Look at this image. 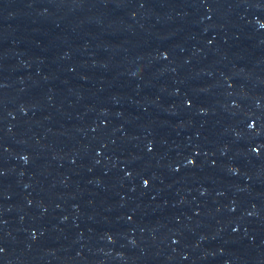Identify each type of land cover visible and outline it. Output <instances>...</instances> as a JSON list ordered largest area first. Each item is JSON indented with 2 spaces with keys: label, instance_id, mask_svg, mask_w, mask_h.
I'll list each match as a JSON object with an SVG mask.
<instances>
[{
  "label": "water",
  "instance_id": "95a60500",
  "mask_svg": "<svg viewBox=\"0 0 264 264\" xmlns=\"http://www.w3.org/2000/svg\"><path fill=\"white\" fill-rule=\"evenodd\" d=\"M0 264H264V0H0Z\"/></svg>",
  "mask_w": 264,
  "mask_h": 264
}]
</instances>
